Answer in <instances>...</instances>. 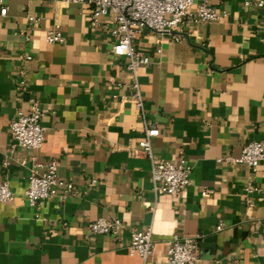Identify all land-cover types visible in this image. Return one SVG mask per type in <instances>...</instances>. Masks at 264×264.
Segmentation results:
<instances>
[{"label": "crops", "instance_id": "obj_1", "mask_svg": "<svg viewBox=\"0 0 264 264\" xmlns=\"http://www.w3.org/2000/svg\"><path fill=\"white\" fill-rule=\"evenodd\" d=\"M244 1L213 0L220 19L186 21L178 41L149 29L137 37L151 62L137 76L159 130L153 153L192 167L176 198L153 191L149 160L133 154L142 126L127 60L112 53L111 17L93 25L86 4L0 0V181L14 194L0 203V264H166L173 236L198 234L196 264H264V160L254 170L218 162L264 138V0ZM56 26L62 41L50 44ZM30 100L44 112V143L13 149L9 124ZM50 161L74 193L31 208L29 169ZM246 186L256 191L246 196ZM99 218L124 228L116 238L89 233ZM147 228L143 262L128 247Z\"/></svg>", "mask_w": 264, "mask_h": 264}, {"label": "built area", "instance_id": "obj_2", "mask_svg": "<svg viewBox=\"0 0 264 264\" xmlns=\"http://www.w3.org/2000/svg\"><path fill=\"white\" fill-rule=\"evenodd\" d=\"M65 4H86L89 6L90 20L93 25L101 23L103 18L111 17L113 27L107 29L114 37L112 53L118 58L127 60L133 83L131 85V101L134 104L142 126V138L134 155L144 156L150 162L149 181L155 193L166 194L178 198L190 185L192 167L183 157L177 163L156 157L152 149V141L159 135L158 128L148 118L144 108V99L138 82L137 71L149 68L151 62L144 52L136 48L138 35L143 29H149L155 34L170 35L175 41L180 40L186 21L195 20L199 24L218 21L220 15L211 5L213 0H54ZM246 5H250L245 0ZM6 8L0 14L5 15ZM33 21L32 18L29 19ZM62 41L60 29L56 26L49 31L47 42L54 44ZM30 60L29 57L25 58ZM24 85V82H20ZM27 114L19 113L9 124L13 140L12 148L35 151L44 143V128L41 120L44 112L36 100L29 101ZM264 160V138L245 144L239 157H226L218 162L242 164L254 170ZM7 166V163L3 164ZM57 162L34 164L29 169L27 187L24 197L31 208L41 207L45 201L60 197L65 200L74 193V187L69 182L61 181L56 174ZM256 191V188L246 186L245 195ZM14 194L6 179L0 181V203L13 201ZM246 203H251L246 198ZM124 225L117 219L99 218L87 225L89 233L106 235L116 238ZM202 236L194 238H179L173 236L168 242L166 264H196L199 261V242ZM130 254L137 255L146 262L153 251L151 229L133 231L128 247Z\"/></svg>", "mask_w": 264, "mask_h": 264}]
</instances>
